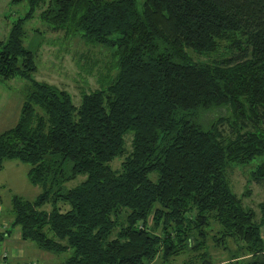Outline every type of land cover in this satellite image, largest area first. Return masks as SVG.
I'll list each match as a JSON object with an SVG mask.
<instances>
[{
	"label": "trees",
	"instance_id": "16d2710c",
	"mask_svg": "<svg viewBox=\"0 0 264 264\" xmlns=\"http://www.w3.org/2000/svg\"><path fill=\"white\" fill-rule=\"evenodd\" d=\"M27 1L0 40V79L29 80L17 122L0 133V168L28 162L44 189L12 195L0 262L14 264L1 246L20 226L40 248L71 249L61 264H169L188 248L198 253L184 264H215L207 239L217 225L212 236L230 251L221 264H264V217L230 179L264 155V0ZM37 8L50 28L112 49V70L78 104L33 76L24 25ZM251 174L264 182V159Z\"/></svg>",
	"mask_w": 264,
	"mask_h": 264
},
{
	"label": "rangeland",
	"instance_id": "374dc122",
	"mask_svg": "<svg viewBox=\"0 0 264 264\" xmlns=\"http://www.w3.org/2000/svg\"><path fill=\"white\" fill-rule=\"evenodd\" d=\"M144 0H138L139 6ZM29 8L27 0L11 2V0H0V40L6 39L13 21L23 15ZM41 8H37L35 15L25 22L27 35L25 44L37 52L36 60L38 68L33 76L39 80H47L60 87L68 89L75 103L80 102L82 90H91L99 86L98 76L112 70L114 55L111 48L105 46L85 43L79 35H67L64 30H54L40 18ZM224 55V54H222ZM228 55V54H227ZM193 56L199 60H209L215 55H204L193 52ZM217 56L216 58H220ZM29 80L22 76H14L10 79H0V133L13 126L21 112L22 102L26 94ZM224 110V109H223ZM218 112V114L223 111ZM228 128L227 123L223 125ZM131 134L126 136L127 146L131 147ZM123 156L112 161L115 168L120 167ZM264 159L258 156L248 164L235 165L230 169V179L234 190L243 196L245 204L251 206L257 219L264 217V182H258L251 170ZM31 164L19 159H5L3 167L0 168V218L10 221L7 215L11 209V197L19 194L23 197L33 199L43 191L42 184H34L28 174ZM78 175L70 180L67 185L74 186L84 177ZM247 194H244L246 193ZM46 204L44 208H50ZM6 215V216H5ZM217 225L210 232L207 239V249L210 253V261L221 264L228 260L230 251L218 245L212 236L216 233ZM264 237V225L262 226ZM6 240V243H5ZM3 241L9 248L19 246L26 252L21 262L29 261L30 264H61L71 249L60 253L40 248L34 241L24 239L20 235V226L12 229V234ZM231 246L236 242L228 241ZM197 251L188 248L178 255H173L169 264H184L188 258H196Z\"/></svg>",
	"mask_w": 264,
	"mask_h": 264
},
{
	"label": "crops",
	"instance_id": "0c3cea01",
	"mask_svg": "<svg viewBox=\"0 0 264 264\" xmlns=\"http://www.w3.org/2000/svg\"><path fill=\"white\" fill-rule=\"evenodd\" d=\"M6 216V215H5ZM6 243V240H5ZM5 243H2V248L7 249L11 257L13 258V263H21V259L25 256L26 252L23 248H20L19 246H13L12 248H9L8 245Z\"/></svg>",
	"mask_w": 264,
	"mask_h": 264
},
{
	"label": "built area",
	"instance_id": "2783aa9c",
	"mask_svg": "<svg viewBox=\"0 0 264 264\" xmlns=\"http://www.w3.org/2000/svg\"><path fill=\"white\" fill-rule=\"evenodd\" d=\"M1 225V222H0ZM0 264H8L6 261H1Z\"/></svg>",
	"mask_w": 264,
	"mask_h": 264
}]
</instances>
